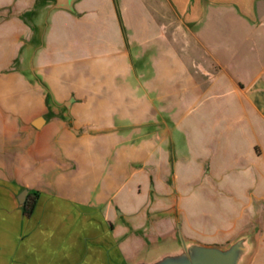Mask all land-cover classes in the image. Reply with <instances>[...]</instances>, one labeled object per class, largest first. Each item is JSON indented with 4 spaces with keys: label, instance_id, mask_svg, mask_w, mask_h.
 <instances>
[{
    "label": "crops",
    "instance_id": "1",
    "mask_svg": "<svg viewBox=\"0 0 264 264\" xmlns=\"http://www.w3.org/2000/svg\"><path fill=\"white\" fill-rule=\"evenodd\" d=\"M126 1L135 9L122 26L114 0H72L77 15L65 14L59 53L47 58L30 43L44 35L14 20L19 4L0 2V264L140 257L125 259L109 217L139 197L126 184L140 190L152 181L149 168L156 174L168 151L175 166L250 183L237 208L253 214L255 199L264 210V0ZM98 6L106 8L98 21L79 17ZM17 21L24 34L14 39ZM23 190L24 204L35 202L29 216L18 202ZM237 224L210 245L249 232L244 264H264V219ZM150 239L149 254L180 241L171 225Z\"/></svg>",
    "mask_w": 264,
    "mask_h": 264
},
{
    "label": "rangeland",
    "instance_id": "2",
    "mask_svg": "<svg viewBox=\"0 0 264 264\" xmlns=\"http://www.w3.org/2000/svg\"><path fill=\"white\" fill-rule=\"evenodd\" d=\"M6 1L19 4L14 6L11 12L15 21H24L28 26L35 25L36 28L33 33L39 31L46 40L45 43H42V40L39 41L35 38L36 35L30 39V43L36 49H42L43 56L46 58L57 56L59 51L55 48L56 43L54 42L59 40V29L62 21L66 19L65 14L77 15L74 9L47 7L49 1L52 2L53 0H29L30 6L27 8L21 7V4L26 0ZM114 4L116 5L114 8L115 14L120 18L121 25L124 26L122 17L132 15V10L135 8L128 6L126 0L124 3L120 0H114ZM105 10L106 8L98 6L93 11L80 13L79 17L82 19L94 18L93 20H96L103 16ZM146 10H149V8H146ZM190 27L192 30L193 27ZM23 31L21 23L15 22L13 38L17 34L23 35ZM66 33L68 32L66 31ZM25 44L24 37L17 39L13 50L19 53L25 48ZM14 67L17 66L14 64ZM42 87L50 94L44 84H42ZM192 140L195 144V135L192 136ZM176 160L177 157L174 156V153L171 154L168 151L166 164H163L161 168H157L156 174L151 167L149 168L150 171L146 168V171H149V176H152V181L141 182L139 184L140 190L133 183L126 184V190L129 189V186H134L135 194L139 197H134L132 203L115 209L110 215L109 221L113 227L115 244L125 259L128 260L134 255H137V258L145 253L148 250L145 246L153 243L150 237L156 236L165 228L168 229L170 225L177 230L180 241L189 239L204 245H210L222 244L224 239L230 236L225 231L236 226V223L241 225V223L250 221L253 218L260 219V221L264 219V210L260 209L259 205L261 203L255 199H252V201L257 208L253 214L248 213L249 211L241 214L237 208L236 199L241 202L248 201V192L245 187L249 188L250 183L236 182L233 177L214 180L207 177V167L202 165L175 166V162H178ZM154 175L162 179L160 184L158 178H155ZM175 175L176 177H174ZM261 188L264 191V186H261ZM157 194H160L161 198ZM154 199L159 200L164 209L154 211V207H151ZM165 241L168 243V240ZM259 254L264 258L263 247L260 249Z\"/></svg>",
    "mask_w": 264,
    "mask_h": 264
},
{
    "label": "water",
    "instance_id": "3",
    "mask_svg": "<svg viewBox=\"0 0 264 264\" xmlns=\"http://www.w3.org/2000/svg\"><path fill=\"white\" fill-rule=\"evenodd\" d=\"M71 3L72 0H56V7L71 9ZM35 126L38 124L35 123ZM27 193L23 190L19 194L20 204H24ZM253 248L254 239L249 232L240 234L223 247L182 240L175 246L161 248L152 254L144 253L129 264H244Z\"/></svg>",
    "mask_w": 264,
    "mask_h": 264
},
{
    "label": "trees",
    "instance_id": "4",
    "mask_svg": "<svg viewBox=\"0 0 264 264\" xmlns=\"http://www.w3.org/2000/svg\"><path fill=\"white\" fill-rule=\"evenodd\" d=\"M36 195V194H35ZM34 200H29V198L27 199V201L25 202V204L23 205V214L25 216H29L32 213L33 207H34Z\"/></svg>",
    "mask_w": 264,
    "mask_h": 264
}]
</instances>
